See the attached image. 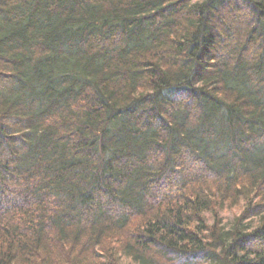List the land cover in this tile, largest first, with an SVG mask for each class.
Returning <instances> with one entry per match:
<instances>
[{
	"label": "trees",
	"instance_id": "obj_1",
	"mask_svg": "<svg viewBox=\"0 0 264 264\" xmlns=\"http://www.w3.org/2000/svg\"><path fill=\"white\" fill-rule=\"evenodd\" d=\"M0 264H264V0H0Z\"/></svg>",
	"mask_w": 264,
	"mask_h": 264
}]
</instances>
